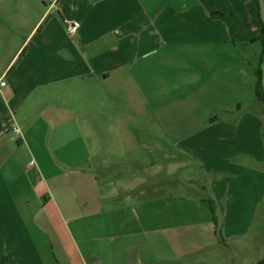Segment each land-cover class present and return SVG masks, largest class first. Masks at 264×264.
Instances as JSON below:
<instances>
[{
  "label": "crops",
  "instance_id": "0c3cea01",
  "mask_svg": "<svg viewBox=\"0 0 264 264\" xmlns=\"http://www.w3.org/2000/svg\"><path fill=\"white\" fill-rule=\"evenodd\" d=\"M263 28L264 0H0V264H223L178 256L263 204ZM66 214L106 242L51 240Z\"/></svg>",
  "mask_w": 264,
  "mask_h": 264
},
{
  "label": "rangeland",
  "instance_id": "374dc122",
  "mask_svg": "<svg viewBox=\"0 0 264 264\" xmlns=\"http://www.w3.org/2000/svg\"><path fill=\"white\" fill-rule=\"evenodd\" d=\"M137 137L140 140H143V143L146 145H149L150 139L152 137L145 138L144 136L137 135ZM156 157V153L153 152V149L147 150V158L153 159ZM167 164L163 163V171H162V177L164 178L167 172ZM32 174H35V171L32 172ZM185 177H192L196 179V184L194 185H186L188 186L187 189L183 186V178ZM204 178L202 172L198 170V168H193L192 166L183 167L179 169L174 175H172V180L176 181L178 183L179 189L178 194H187L193 193L196 195L202 194L203 191L200 190L199 184L201 183L202 179ZM35 182H37V178L34 179ZM168 184L164 183L163 188L164 190H168L170 192V188H168ZM182 187V188H180ZM184 187V188H183ZM168 188V189H167ZM205 194V193H203ZM103 205H107V202H104ZM195 216L198 215L197 213H194ZM73 214H66L65 220L66 224L64 225V230L60 229L55 231H46L45 233L49 236V238L52 240H55V235L62 234L61 239L64 240L65 244H68L69 241H77V245L79 249L85 247L87 244H89V241H96L98 240L99 243H105L106 240H104L107 232L104 230H91L90 228H83L78 229L76 228L77 223H75L72 219ZM226 217V228L227 233L229 232H241L246 233V235H243L241 238L238 239H228L225 247H215L213 249H210L208 251H196V252H190L185 256H178V257H223L226 261L223 262V264H255L259 260L264 258V201L263 204L257 209L253 216V220L250 224L249 230L247 231V227H243V224H240L238 222L236 225L233 224L231 221L232 215L231 213H224L223 215L219 216L220 221L222 218ZM234 218L237 219V215H234ZM87 222H90L87 220ZM90 224V223H89ZM234 226L235 229H232ZM239 226V227H238ZM88 227V226H87ZM242 227V229H241ZM221 228V225H220ZM223 229V228H222ZM219 230V229H218ZM35 233H38L37 231H34ZM199 231L193 232L192 236L190 237V241L188 240V250H194L193 248H190L192 245L191 243L195 244H206L209 242L207 239H205L204 236L198 233ZM150 236V235H149ZM166 237L169 239L168 234L163 235V238ZM132 238H130L131 240ZM186 239V238H185ZM184 239V240H185ZM104 241V242H103ZM98 242H94L93 244L96 245ZM85 244V245H84ZM106 244H104L105 246ZM56 246L54 248V252L56 251ZM168 250V248H167ZM164 253V252H163ZM215 264V263H214Z\"/></svg>",
  "mask_w": 264,
  "mask_h": 264
},
{
  "label": "trees",
  "instance_id": "16d2710c",
  "mask_svg": "<svg viewBox=\"0 0 264 264\" xmlns=\"http://www.w3.org/2000/svg\"><path fill=\"white\" fill-rule=\"evenodd\" d=\"M259 39L264 43V28L261 30ZM255 96L256 99L263 105L264 107V93L262 91L261 87V75L260 71H257V82L255 87ZM204 201L207 203L209 210L212 215L213 223L216 226V215H215V203L211 199H204ZM218 237H220V233L218 230H215ZM1 264H4V261H1ZM255 264H264V258L256 262Z\"/></svg>",
  "mask_w": 264,
  "mask_h": 264
},
{
  "label": "built area",
  "instance_id": "2783aa9c",
  "mask_svg": "<svg viewBox=\"0 0 264 264\" xmlns=\"http://www.w3.org/2000/svg\"><path fill=\"white\" fill-rule=\"evenodd\" d=\"M77 24L75 23H67L66 24V31L70 36H75L77 33ZM4 83H1V85H3ZM13 132L20 134V130L17 127L13 128Z\"/></svg>",
  "mask_w": 264,
  "mask_h": 264
}]
</instances>
